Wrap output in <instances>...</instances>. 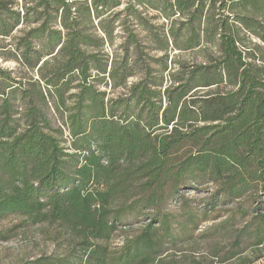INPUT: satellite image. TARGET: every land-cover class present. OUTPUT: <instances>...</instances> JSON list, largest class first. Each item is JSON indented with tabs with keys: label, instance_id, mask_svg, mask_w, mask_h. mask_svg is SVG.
Listing matches in <instances>:
<instances>
[{
	"label": "trees",
	"instance_id": "16d2710c",
	"mask_svg": "<svg viewBox=\"0 0 264 264\" xmlns=\"http://www.w3.org/2000/svg\"><path fill=\"white\" fill-rule=\"evenodd\" d=\"M263 13L264 0H0V59L16 63L0 64V220L64 248L27 264H180L170 252L235 202L254 215L211 228L234 238L223 262L264 248V57L246 37L264 44Z\"/></svg>",
	"mask_w": 264,
	"mask_h": 264
},
{
	"label": "rangeland",
	"instance_id": "374dc122",
	"mask_svg": "<svg viewBox=\"0 0 264 264\" xmlns=\"http://www.w3.org/2000/svg\"><path fill=\"white\" fill-rule=\"evenodd\" d=\"M235 12L250 16L253 13V8L249 6L247 8L236 7ZM153 14L157 15L155 12H152L150 16ZM257 19L261 20L264 24V13ZM152 23L155 25H160L162 23H165L167 26L169 25L163 19L160 21L153 20ZM17 34H19V32L15 31L14 35ZM246 37L249 39L250 43L260 47V50L257 52L258 57H264V44L262 41L250 34H246ZM119 41L120 38L117 37V42ZM183 58L187 59L189 57L186 58V56H184ZM0 64L7 68L16 67L15 62L2 63L1 59ZM190 195L191 197L201 199L206 196L207 193H205V191L198 194H196V192H191ZM241 203L242 205L235 202L227 207L220 206L213 215L217 219L213 220V218H211L209 221L199 226L194 233V238L190 242L184 241L183 243H179L177 248L170 252L172 254L169 255V260L175 259L180 264H264V248L260 250L247 248L239 258L223 262L227 253L235 248L234 238L231 236L223 237L222 234L215 235L214 230L211 228L225 220H230V227L234 230H239L244 226H248L254 214L252 213V208L247 203ZM246 211L249 212V214H246ZM261 213H264V210L261 211ZM233 215L235 216L234 220L232 217ZM256 223L257 222L250 226V229H255ZM138 225L139 224L135 223L134 230L129 234H133L137 231ZM0 232H4L9 236L8 240L0 243V264H27L29 261L41 255L63 253L64 250V248H58L57 244L49 239V235L47 234H50L52 230L43 234L40 228L26 224L24 220L17 215H10L0 220ZM124 236L125 235L121 234L113 239L112 245H122ZM243 242V247L251 245V242L246 238ZM259 256L262 258H258ZM243 260L245 262H242Z\"/></svg>",
	"mask_w": 264,
	"mask_h": 264
}]
</instances>
